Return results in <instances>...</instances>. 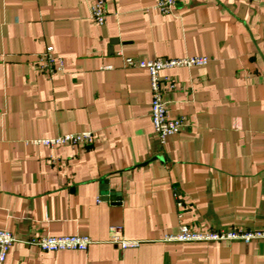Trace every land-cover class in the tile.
Wrapping results in <instances>:
<instances>
[{
  "label": "crops",
  "instance_id": "crops-1",
  "mask_svg": "<svg viewBox=\"0 0 264 264\" xmlns=\"http://www.w3.org/2000/svg\"><path fill=\"white\" fill-rule=\"evenodd\" d=\"M95 1L0 0V230L17 239L5 264H264V239H170L181 222L264 229V0H176L168 14L105 0L102 25ZM48 46L65 61L53 75L36 68ZM128 56L209 59L161 72L169 116L187 118L164 142L150 74ZM88 130L90 144L36 142ZM114 227L140 244L123 249ZM66 235L92 243L24 242Z\"/></svg>",
  "mask_w": 264,
  "mask_h": 264
},
{
  "label": "built area",
  "instance_id": "built-area-1",
  "mask_svg": "<svg viewBox=\"0 0 264 264\" xmlns=\"http://www.w3.org/2000/svg\"><path fill=\"white\" fill-rule=\"evenodd\" d=\"M176 5V0H159L156 8L163 14L171 13ZM90 16L97 24H104L107 20L108 11L105 0H96L90 5ZM206 56H193L179 59H169L158 57L155 59L134 58L132 56L125 57V64L129 67H139L147 69L150 74L152 102H151V118L154 129L159 135L162 142L167 137L179 133L186 124V116L179 115L170 117L168 114L167 102L165 100L166 87L161 72L165 69L175 66H192L203 65L208 62ZM36 68L41 73L53 75L57 71L65 68V61L62 57L54 54V47L48 46L45 51L38 55ZM174 87L170 83V88ZM94 141L92 131H81L73 133H63L55 137L37 139L36 142L42 143L51 148L69 145L72 147L90 144ZM178 206L182 207L183 203L178 202ZM113 241L119 244L123 249L136 247L140 244V240L125 239L117 228H113ZM174 241H200V240H233L240 239L247 243L255 239H264V229L260 230H239L223 231L221 229L203 232L192 228L185 222H181L179 232L170 237ZM17 241L16 237L8 230H0V264H5L11 246ZM26 244L35 245L44 251L59 252L61 250H87L92 240L85 235H66V236H44L33 237L24 241Z\"/></svg>",
  "mask_w": 264,
  "mask_h": 264
}]
</instances>
